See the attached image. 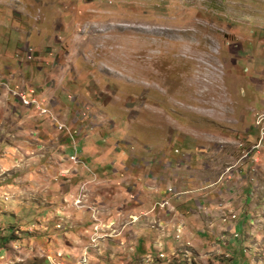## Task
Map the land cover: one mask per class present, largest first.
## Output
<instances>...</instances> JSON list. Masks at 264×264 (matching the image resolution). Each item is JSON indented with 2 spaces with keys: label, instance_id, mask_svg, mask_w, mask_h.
Returning a JSON list of instances; mask_svg holds the SVG:
<instances>
[{
  "label": "rangeland",
  "instance_id": "374dc122",
  "mask_svg": "<svg viewBox=\"0 0 264 264\" xmlns=\"http://www.w3.org/2000/svg\"><path fill=\"white\" fill-rule=\"evenodd\" d=\"M262 129L264 0H0V264H264Z\"/></svg>",
  "mask_w": 264,
  "mask_h": 264
},
{
  "label": "crops",
  "instance_id": "0c3cea01",
  "mask_svg": "<svg viewBox=\"0 0 264 264\" xmlns=\"http://www.w3.org/2000/svg\"><path fill=\"white\" fill-rule=\"evenodd\" d=\"M27 116V115H26ZM29 124H32V125H37V123L38 122H41V124H42V121L40 120V118L38 119V120H36L35 119V121H32V120H26ZM44 123V122H43ZM46 125V124H45ZM97 126H99V127H96V128H94L95 130L94 131H97L98 129H100V127H102V126H100L99 124H96ZM36 127V126H35ZM39 127V126H38ZM41 127V126H40ZM46 128L47 127H41L40 129H42V132L43 131H45L46 130ZM42 134V133H41ZM43 135V134H42ZM54 138H55V136H54ZM83 144V143H82ZM66 147H67V149L68 148H70L71 147V142H68V144H66ZM82 147H83V145H82ZM68 150H71V151H73V153H71L70 155H75L76 154V148L74 149L73 148V146H72V148L71 149H68ZM79 150H81V149H79ZM85 153H88L87 155H90L91 153H92V151L90 150V148H89V150H87V152H85ZM59 155V154H58ZM95 159H99L98 157H95ZM94 160V158H92V161ZM118 160L119 161H125L124 160V158H123V156H120V155H118ZM101 161H103V157H102V159H101ZM76 175H78L77 177H79V178H81V177H85V175L86 176H91L92 178H97V173H96V171H94L93 173L92 172H89V174H87L86 172H83V170L81 171V172H78V174H76ZM136 182V184L139 182L138 180H136L135 181ZM135 182H130L129 183V185H131V186H133V185H135ZM95 183V182H94ZM99 183H104V182H102V181H96V185L99 187V185H101V184H99ZM128 184V183H127ZM130 187V186H129ZM128 187V188H129ZM128 188L126 187L125 188V190L124 189H120V190H118L119 192H127L128 193ZM158 190H161L160 188H158V189H156V191H154V193H155V195L157 194V195H159L158 194ZM131 191L132 192H129V197H132L133 198V196H132V194H133V192H135V189H134V187H132V189H131ZM151 196V195H150ZM159 198H162V197H160L159 196ZM162 199H167V198H162ZM143 205H144V202H143Z\"/></svg>",
  "mask_w": 264,
  "mask_h": 264
},
{
  "label": "built area",
  "instance_id": "2783aa9c",
  "mask_svg": "<svg viewBox=\"0 0 264 264\" xmlns=\"http://www.w3.org/2000/svg\"><path fill=\"white\" fill-rule=\"evenodd\" d=\"M22 98V97H21ZM22 100H23V98H22ZM261 135L263 136L264 135V130L262 129V131H261ZM175 152H177V151H175ZM167 192H172V189L171 188H167ZM166 205H168V201H161L160 203H159V207L162 209V208H164ZM234 218V216H232V219Z\"/></svg>",
  "mask_w": 264,
  "mask_h": 264
},
{
  "label": "trees",
  "instance_id": "16d2710c",
  "mask_svg": "<svg viewBox=\"0 0 264 264\" xmlns=\"http://www.w3.org/2000/svg\"><path fill=\"white\" fill-rule=\"evenodd\" d=\"M73 148L75 149V147L73 146Z\"/></svg>",
  "mask_w": 264,
  "mask_h": 264
}]
</instances>
